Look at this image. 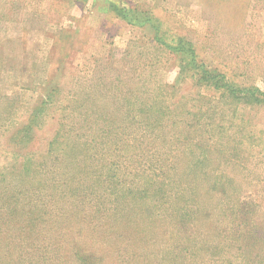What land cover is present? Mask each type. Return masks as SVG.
I'll list each match as a JSON object with an SVG mask.
<instances>
[{
	"label": "rangeland",
	"instance_id": "1",
	"mask_svg": "<svg viewBox=\"0 0 264 264\" xmlns=\"http://www.w3.org/2000/svg\"><path fill=\"white\" fill-rule=\"evenodd\" d=\"M115 5L124 10L117 12ZM146 15L160 25L157 38L148 26L134 21ZM181 37L191 42L188 47L204 66L241 88L264 92V0H0V121L7 129L32 127L31 141L16 144L22 155L29 152L34 159L35 154H49L47 143L61 118L60 104L68 106L64 113H71L63 121H78L68 100L77 98L90 110L96 105L111 110L122 103L133 109H172L164 116L135 110L122 119L120 113L103 117L96 121L103 125L98 132L90 120L85 134L95 136L92 144L98 147L78 166L83 167L81 176L72 165L48 160L44 168L50 167L46 173L54 188L40 189L34 177H44L34 175V164L27 166L22 157L12 169L18 179L8 183L6 154L13 143L0 141V178L5 174L8 179H0V192L15 188L19 194L13 198L22 209L34 207L30 200H42L39 207L46 208L45 195L59 191L53 179L64 185L69 181L70 193L75 185L100 192V200L88 197L82 205L73 197L64 200L63 207L82 206V212L93 213L89 225L63 218L39 225L44 242L48 235L51 242L60 237L62 264L72 263V243L100 255L102 264H154L161 259L160 264H264V94H259L261 101L249 100L246 93L232 99L203 83L196 85L192 71L164 46ZM167 84L175 85L178 93ZM59 87L51 104L36 113L40 100ZM119 91L124 100L113 97ZM200 112L196 119L203 124L193 121L192 134L182 121L173 124L183 115L194 120L193 114ZM83 147L80 143L77 148ZM105 172L114 173L117 194L141 190L145 212L137 211L138 206L130 212L123 203L115 214L120 200L114 192H103L108 181L102 184L100 179ZM144 174L146 179L154 174L162 179V197L152 195ZM144 188L150 196L141 197ZM123 216L139 218L146 243L131 239ZM151 216L159 220L152 223ZM171 220L180 223L174 227ZM258 234L261 240L255 242ZM120 238L134 243L125 244L129 260L120 257L121 245L113 241Z\"/></svg>",
	"mask_w": 264,
	"mask_h": 264
},
{
	"label": "trees",
	"instance_id": "2",
	"mask_svg": "<svg viewBox=\"0 0 264 264\" xmlns=\"http://www.w3.org/2000/svg\"><path fill=\"white\" fill-rule=\"evenodd\" d=\"M114 8L116 9L117 12H121L124 10V8L122 9L118 8L117 5H115ZM134 21L136 22V24L148 26L150 29L154 31L153 37L154 38L158 37L157 34L159 31L160 25L158 23L156 24L154 20H150V18H148L147 15L140 18V20L135 19ZM181 40H183V37L178 38V39L176 38L174 41L168 40L169 42L167 43L169 44H164V46H165V49L168 48L173 53L176 52L178 56L180 57L179 60H182L183 65H186V68L192 71V76L194 75L193 79L195 80L196 85H200L203 83L206 85L205 87L210 89V91H219L220 96L230 95L232 99H242V95L246 93L249 100L261 101L259 94H262V93L264 94V92L259 91L257 88L253 86L241 88L240 86L230 82L224 76V74L219 73L215 69H210L207 66H204L203 63L197 61V57L194 55L192 48L188 47L189 45H191V42L186 41V40H185L186 42H183ZM171 42H175V46H173ZM185 46H187V48ZM167 87L169 89L172 88L175 91V93H178V90L176 89L175 85H168ZM60 90L61 89L59 87L57 89L56 88L53 89V91L48 92L46 99L40 100V103L36 106L35 108L36 113H41L44 110L45 106L50 105L53 100L54 94H56ZM175 93L174 95H172V98H176L178 96ZM112 95L116 100H118L120 97L122 99L124 98L122 92L121 94H117L116 92H114ZM184 98L185 96L178 97L179 100H182ZM68 101L71 102L72 104V108L69 106L71 110L77 113L78 115V117H75V119L76 118H79V119L76 122L74 121V118L72 117L73 119L68 122L63 121L62 120L63 115H64V118H67L71 113L70 111L64 113L66 111V108H68L66 104L59 105L62 108L60 112L61 120L59 119V121L56 123L53 136L47 143L46 151L49 153L48 155L39 156L35 154L34 159L31 158L33 155L32 154L29 155V152H26L25 155L24 154L22 155L20 152H18V148L16 144H19L23 139L25 140L26 144L31 141L32 127L26 124L24 125L20 124V126L15 125V128L7 129V126L3 124L2 121H0V131H1L0 141H3L4 139H6L5 140L6 145L7 144L10 145V143H13V145L11 146L12 147L11 152H7L6 154V155L9 154V155L6 156V168H5L4 173L10 175V179L8 183H15L16 180L18 179L17 178L18 175L16 176H14L15 174L13 175L12 169L14 165L18 162L20 157L24 159L22 163H26L27 166L34 164V172H35L34 175H39L41 177H44L41 179L39 177H34V180H36L37 183L40 184V189H42L46 185L51 188H54V185L50 183V180H52V178H49V175L46 173L48 172V170H50V167L44 168L48 160L50 162H58L59 164H62L64 162L68 166L72 165V167L77 169L75 174L81 176V174H83L82 172L83 167L78 169V166L80 164H85V160L86 159L89 160V158L93 155L91 152L93 150H96V148L98 147V144H92L93 140L94 141L96 140L95 136H90L89 138L85 134L86 129H89L90 122H91L90 120L92 119H93V122L96 123L97 125L96 130L98 132L103 129L101 127L103 125L97 124L96 121L103 117L104 118L105 117L116 118L117 115L120 113L121 115L119 114L118 116L120 119H122L124 117L135 115V110L144 115L151 114V112L153 111V114L158 113L159 115L164 116L166 115V112H169L172 110L169 108V105L165 107H155V108H152V106H148L146 108H136L135 107L136 109L135 108L133 109L132 106L127 105L128 106L127 107L123 103L119 104V106L115 108H112L111 110H107L108 108L104 107L103 105H96L97 108L92 107V109L90 110L88 109L89 107L84 106L85 103H83V105L80 103H77L79 102L77 101V98H75L74 102H72V100H68ZM59 106H55V108H58ZM96 110H98V112ZM202 113L203 112L193 114V116L195 117V118L193 117L194 120H192V118L186 119L185 115H183L180 118H178L177 122L176 121L173 122V124L176 125L182 121V123L185 125V128H187V132L192 134V132H196V128L194 127L193 121L202 123L200 120L196 119L200 115H202ZM159 120H160V117H159ZM37 123L38 122H35V119H34V133L37 131V126H38ZM98 125H101V126L98 127ZM152 125L154 126V121H152ZM115 127H117V125H115ZM83 130L85 131L84 134H83ZM109 131L110 130H106V132H109ZM182 134H184V132ZM82 135L83 136L85 135L84 138H82ZM80 143H81V146H84L83 148H77L79 147ZM99 143H103V142L100 141ZM75 149L81 152V154L79 152H76ZM7 150L8 148L5 149V151ZM204 154H207V152H204ZM156 157H159V156L156 155ZM67 158L71 160L70 164L66 162ZM145 169L146 168H142L143 171H145ZM142 170L140 174L141 176H143ZM31 171L32 170H30L29 172ZM51 173H53V171H51L50 174ZM45 174H47L48 176ZM4 175H3V178H0L1 181L8 180L7 178L4 177ZM73 175L74 174H72V176ZM72 176L68 177L67 179L70 180ZM114 176H115L114 173L110 175L107 172H105L104 177L100 179V183L103 184L105 181H108L107 185L103 187V192H107L108 194L114 192L115 197H116L114 199L120 200L118 202V206L114 208L115 214L118 213L117 211H121L120 207H122L123 203L124 205H127L129 207L130 212L133 211L132 206L135 208H137L138 206L139 210L137 211L145 212L147 208L146 207L147 202L139 198L141 194V190L134 189V191H131V190L127 192L123 191V194L121 195L117 194V192L115 191L116 183L114 180ZM144 176H145L144 183L146 182L145 186L153 189L152 195L156 196V198L162 197L161 196L163 192V189H162L163 187H161L163 185L162 179L158 180L156 174H154V176H150V177L148 176L147 179H146L145 174ZM99 177H100L99 175H96V179H99ZM152 177L155 179H153ZM74 178L76 179L75 176ZM75 179H74L75 182H79L78 180H75ZM53 183L55 184L56 189H59V191L53 192L52 194H50L49 198L44 193L48 201L46 203L48 204L46 208L39 207V205L43 203L42 200H34V202L30 200L28 205L34 204V207L31 206L30 208H27L24 210L21 208V206L17 205V202L19 200H14L13 198L15 196H18L19 194L15 188L10 187V188H7L5 192H0V264H62L65 261V258L62 254L63 249H61L60 247L61 245L60 237L57 235L59 239L51 242L49 239L51 238V236L48 235L46 236L47 242H44L43 237L45 236L39 238V235H38L39 231L37 229L40 228L39 225L57 224V222L61 220L62 218L65 220L71 219L70 221L76 220L80 222V224H86V225H89L90 223L93 222L91 220L92 219L91 214L93 213L82 212V209H83L82 206L78 208H70L67 206L63 207V203H64V200H66L69 197H73L74 200H77V203L79 205H82L83 202H86V200H88V197H90L89 199L96 198L97 200L98 199L100 200V197L98 198V196L101 195L100 192L99 194H97L90 188L83 189V188H79V185H75L73 186V190H72L73 192L70 193L69 190L66 188L68 187L69 181L67 182L66 185H64L62 183L55 182L53 179ZM95 188H97L96 184H95ZM214 188H211V189H214ZM215 190L222 191L221 189L219 190L218 188ZM142 194L143 195H141V197L150 196V194L147 193L146 188L142 190ZM50 206L52 209L50 208ZM128 212L124 211L125 214H127ZM21 213H23L24 215L23 217H21ZM189 215L191 214H188V216ZM125 216H123V218ZM95 217H97L96 214H95ZM140 218H142V220L143 219L146 220L147 218L149 219L150 217L141 216ZM151 218H153L152 223L156 222L155 220H159L158 217L151 216ZM125 219L127 220V224L125 223L124 229L128 228V230H130L128 231V233L131 234L130 236L131 239L137 240V243L139 242L140 244L146 243L147 240H146V237L144 236V232L142 228L139 226L140 225L138 221L139 218L134 219L132 216V219L124 218V220ZM178 221L179 220L177 221L171 220L172 223L174 222V227H176V225H179L180 222ZM181 221L182 223H184L182 219ZM60 222H63V221H60ZM130 224H132V226L128 227ZM25 227H29V229L26 231L22 230ZM78 228H81V226ZM24 232H27L25 233L27 235H22ZM33 232H34V235L32 236ZM219 233H220L219 236H221V231ZM257 236L258 238L256 237L257 240H255V242H259L261 240V236L259 234ZM32 238L34 239L33 244H32ZM111 239L112 238H110V240ZM66 240H68V242L71 241L69 239H66ZM110 240H108L109 243H111ZM113 241H116V245L118 244L121 245L120 251L122 253L120 254V257L125 256L128 258L127 260H129L131 257L130 256L128 257L129 252H126L127 251L126 245L131 246L134 243L130 242L128 239L125 242L124 238L122 239L120 238L119 240L115 239ZM70 249H71V252L73 250V252L71 253L72 256L70 258L72 263L74 262L75 264H102L103 263V259L100 255H93V253L95 252L89 253L85 251L83 247L81 248L80 246H76L74 243L71 244V246L69 247V250ZM162 262L163 260L161 259L159 262H155L154 264H160Z\"/></svg>",
	"mask_w": 264,
	"mask_h": 264
}]
</instances>
